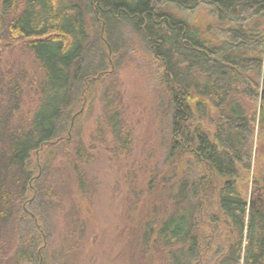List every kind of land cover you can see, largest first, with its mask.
Segmentation results:
<instances>
[{"label":"trees","instance_id":"obj_1","mask_svg":"<svg viewBox=\"0 0 264 264\" xmlns=\"http://www.w3.org/2000/svg\"><path fill=\"white\" fill-rule=\"evenodd\" d=\"M162 1L184 12L208 7L228 25V36L219 43L204 40L197 28L161 10L158 0H0V264H7L12 250L15 264H39L41 258V264L48 263L46 253L39 255L40 233L37 242L23 246L18 230L5 227L15 218L21 225L29 209L45 231L40 219L44 202L57 207L54 199L64 195L51 178L58 151L72 161L81 193L90 196L86 174L74 160L85 163L83 158L90 161L92 154L82 141L74 143L75 134L65 140L73 116L99 82L106 84L100 89L104 109L96 135L107 132L113 138L109 148L106 138L100 142L113 155H129L134 132L120 107L117 74H110V53L127 47L125 35L135 37L147 54L146 67L149 77L158 80L161 118L166 119L161 139L166 155L147 185L155 209L145 219L141 249L135 257L130 254L132 262L264 264V197L256 198L258 207L250 206L242 185L252 170L256 136L258 162L264 165V118L258 120L255 103L264 72V0ZM4 41L22 43L39 73L25 82L22 70L5 72ZM25 88L34 94L27 124L16 119ZM71 146L76 157L70 155ZM40 152L44 163L36 170L32 159ZM256 170L255 181L264 186V172ZM17 197L22 208L14 212ZM31 203L41 206L31 209ZM77 226L68 225L70 238L81 240L84 229ZM71 250V244L64 247L65 259Z\"/></svg>","mask_w":264,"mask_h":264},{"label":"rangeland","instance_id":"obj_2","mask_svg":"<svg viewBox=\"0 0 264 264\" xmlns=\"http://www.w3.org/2000/svg\"><path fill=\"white\" fill-rule=\"evenodd\" d=\"M22 1L18 0L20 3ZM158 6L164 12L182 18L197 28L201 37L208 42L219 43L228 36L230 30L228 25L220 23L206 6H201L197 11L192 12L180 11L162 0H158ZM88 22L90 32L93 34L90 17ZM260 23L263 24V27L264 20ZM125 36L126 43H128L127 47H124L118 55L110 53L113 68V72L110 74H117L116 79L121 90L120 107L124 110V120L132 127L134 132V142L129 155L116 156V153L113 155L103 143L100 144L102 138H106L107 147L109 148V146H112L111 141L113 138L107 132L101 136L102 138L96 135L99 127L98 121L104 109L100 101V89L106 84L105 81H103L104 83L99 82L93 88V93H89V97L85 99L83 107L78 108V112L82 113L81 117L77 119L78 112L73 116L71 130L65 140L72 139L75 134L77 138L75 137L74 143L82 141L88 152L87 154H92L93 158L90 161H87V157L83 158L85 163L72 158L75 162L77 161V166H80L86 174L88 185L92 191L90 196L81 193L76 168H74L72 161H69L60 150L58 151V158L52 163L50 169L52 170L51 178H54L53 185H55V187L52 185V188L54 187L57 192L63 191L64 195L58 197L59 199H54L57 201V207L44 202L42 206L43 216H40L37 212L45 231H42L40 224L36 221L38 217L29 209L27 210L29 216L25 217L26 219L21 225L15 218V220L9 222V227H5L6 230L8 228L7 232L12 227L16 231L18 230V237L22 236L24 239V243H20L23 246H28L31 240L37 242L40 233V244L42 246H40L39 255L42 256L46 253L45 257L48 258L49 264H63V262L65 264H140L139 261L133 263L130 254H134L135 257L137 251H140L142 235L145 233V219L155 209L154 203L156 200L153 195L151 196L147 185L150 181V174L162 167V160L166 155V149L161 140L163 136L165 137L163 128L166 119L161 118L162 110L159 108L161 93L158 80L149 77L150 71L146 67L148 63L146 60L147 54L135 37ZM2 46L3 64L8 63L5 72L10 68L13 69V67L14 73L17 69L22 70V75H20L25 82H27L30 75L39 73L37 63L33 56L24 50L22 43L11 44L4 41ZM122 53L125 56L123 61L120 62L119 59ZM24 81L22 84H24ZM259 82L261 86L260 98L255 103L258 109V120L262 121L264 118V72ZM22 94L23 101L16 119L23 118V123L27 124V114L31 107L30 100L34 94L33 91H28L26 88ZM2 104L3 109H8L6 105L9 104ZM212 113L213 119H216L218 116L215 111ZM74 128H76V133L73 132ZM95 140L98 142H95ZM257 145L258 139L256 136L251 145L252 170L249 176L246 177L245 175L246 178L242 179L243 187L247 186L245 191L247 201L250 206L256 207L259 206L256 198L264 197V186H261V181L258 183L255 181L258 177L256 169L264 172V165L258 162ZM91 146H94L95 149L91 150ZM75 148L71 146V156L75 155ZM41 154V152L37 153L36 158L32 159L37 162L38 168L36 170H40V165L42 162L44 163V156L41 157ZM183 165H181L182 170ZM60 184H63L61 185L62 188H60ZM19 199V197L15 199L14 212L22 208L20 206L22 201ZM31 204H33V206L30 205L31 209L33 207L35 210L41 206V203H39V206L37 205L38 207L35 203ZM24 223L28 225L26 226ZM70 223L76 226V229L78 228L77 225L83 226L84 233L81 240L80 236L70 238ZM5 228L2 229V235ZM11 234L14 239L12 230ZM75 239L78 242L80 241V244H76ZM66 243L71 244L73 247L67 259L63 256L64 252L62 251L67 246ZM19 245L17 248L20 247ZM15 259L16 251L12 250L6 258V262L7 264H15ZM42 261L41 258L39 264ZM155 264L164 263L159 259Z\"/></svg>","mask_w":264,"mask_h":264}]
</instances>
